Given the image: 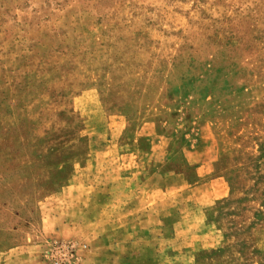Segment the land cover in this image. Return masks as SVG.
<instances>
[{
    "label": "rangeland",
    "instance_id": "rangeland-1",
    "mask_svg": "<svg viewBox=\"0 0 264 264\" xmlns=\"http://www.w3.org/2000/svg\"><path fill=\"white\" fill-rule=\"evenodd\" d=\"M0 264H264V0H0Z\"/></svg>",
    "mask_w": 264,
    "mask_h": 264
}]
</instances>
